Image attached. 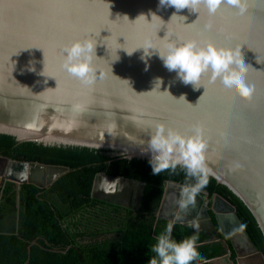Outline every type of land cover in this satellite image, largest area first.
Returning a JSON list of instances; mask_svg holds the SVG:
<instances>
[{
  "label": "water",
  "instance_id": "obj_1",
  "mask_svg": "<svg viewBox=\"0 0 264 264\" xmlns=\"http://www.w3.org/2000/svg\"><path fill=\"white\" fill-rule=\"evenodd\" d=\"M240 7L244 15L237 18L223 9L210 15L206 0L193 10L161 7L159 0H0V133L21 143L109 150L129 160H149L141 150L158 124L186 138L198 133L207 150L205 173L248 207L264 235V0H240ZM85 39L96 44L90 85L63 68L64 48ZM188 41L211 44L223 55L239 52L251 98L225 94L207 75L194 90L164 67L154 49L142 59L148 44L166 52L169 42ZM69 172L13 160L0 182L19 194L23 185L47 188ZM118 177L113 191L108 181ZM184 186L167 183L158 219L174 196L173 227L192 228L196 221L206 244L223 245V255L209 264H264L228 200L205 191L192 208H181ZM145 188L144 182L101 173L92 196H134L140 206Z\"/></svg>",
  "mask_w": 264,
  "mask_h": 264
},
{
  "label": "trees",
  "instance_id": "obj_2",
  "mask_svg": "<svg viewBox=\"0 0 264 264\" xmlns=\"http://www.w3.org/2000/svg\"><path fill=\"white\" fill-rule=\"evenodd\" d=\"M111 153L21 143L0 133V175L13 160L70 169L49 188L23 185L18 194L13 184L7 183L0 203V264H148L154 255L150 248L170 221L157 218L166 182L189 186L193 182L179 167L153 175L148 160L113 157ZM100 173L144 182L140 211L93 198ZM206 176L209 197L218 194L237 209L249 237L264 256V235L251 211L225 185ZM194 236L200 242L197 255L207 264L223 255L220 242L206 244V235L193 233L186 225H175L171 233L177 244Z\"/></svg>",
  "mask_w": 264,
  "mask_h": 264
},
{
  "label": "clouds",
  "instance_id": "obj_3",
  "mask_svg": "<svg viewBox=\"0 0 264 264\" xmlns=\"http://www.w3.org/2000/svg\"><path fill=\"white\" fill-rule=\"evenodd\" d=\"M200 2L201 0H159V5L175 7L177 10L184 8L193 10ZM206 4L210 15H215L221 9L235 14L237 18L244 15L240 0H206ZM153 17L157 16L153 14ZM206 27L211 28V25H206ZM95 47L96 44L91 39H85L76 41L63 50L64 70L84 85H90L95 80V69L92 66L93 54L96 56ZM143 49L142 59L154 54L149 52V49L156 50L155 54L159 55L164 67L170 72H176L178 79L185 85H193L194 90H199L201 77L207 75L209 84L211 86L219 84L225 94L236 93L245 100L253 95L254 89L249 86L245 78L248 66L241 62L239 52L223 55L217 52L213 45L201 46L196 41H188L179 45L169 42L166 52H160L151 44ZM135 51L127 52V54L132 55ZM161 83L162 81L157 79L155 88L157 86L160 88ZM206 152V147L201 143L198 133L192 138H186L178 131L167 128L164 124H158L154 134L150 135L147 141V148L141 150V155L150 157L148 163L153 175H159L166 170L174 172L178 167L184 171L185 176L193 183L191 186L186 184L182 188L183 199L180 207L192 208L196 198L205 192L208 186V177L204 171ZM119 182V177L115 181H108L113 191L116 190ZM191 223L192 232H198L196 221ZM172 230L173 222L169 221L150 248L154 255L151 256L148 264H202V262L207 264L203 257L197 255L196 250L200 242L195 236L186 242L177 244L171 237Z\"/></svg>",
  "mask_w": 264,
  "mask_h": 264
},
{
  "label": "flooded vegetation",
  "instance_id": "obj_4",
  "mask_svg": "<svg viewBox=\"0 0 264 264\" xmlns=\"http://www.w3.org/2000/svg\"><path fill=\"white\" fill-rule=\"evenodd\" d=\"M27 162H30V161H27ZM168 182L169 181L166 182L164 190L166 189V186H167ZM6 185H7V183L5 184L4 182H0V203H1V200H2L1 198L3 196V193L5 191ZM47 188H49V187H47ZM13 189L15 190L14 185H13ZM145 190H146V188H145ZM144 194H145V192H144ZM163 196H164V194H163ZM114 198H115L114 200L110 199V198L109 199L105 198L102 201L109 202V203H111L113 205H117V206H120L122 208H128V209H131L132 211H140L142 203H143V200H142L141 205L138 206L137 200H136V198L134 196H132L131 198H128V199L126 197L118 199L116 196ZM143 198H144V196H143ZM162 200H163V198H162ZM174 201H175L174 196H171L169 198L167 204L165 205L163 212H162L163 218L169 220V218L173 214V209H174V204H175ZM161 204H162V201H161ZM161 204L159 206V210H160ZM159 210H158V212H159Z\"/></svg>",
  "mask_w": 264,
  "mask_h": 264
},
{
  "label": "crops",
  "instance_id": "obj_5",
  "mask_svg": "<svg viewBox=\"0 0 264 264\" xmlns=\"http://www.w3.org/2000/svg\"><path fill=\"white\" fill-rule=\"evenodd\" d=\"M215 264H226V262L223 260H219V261H216Z\"/></svg>",
  "mask_w": 264,
  "mask_h": 264
}]
</instances>
